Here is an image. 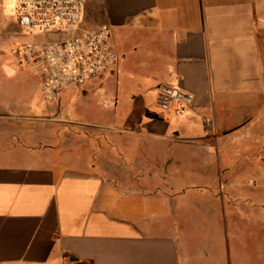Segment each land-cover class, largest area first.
<instances>
[{
  "label": "crops",
  "instance_id": "crops-1",
  "mask_svg": "<svg viewBox=\"0 0 264 264\" xmlns=\"http://www.w3.org/2000/svg\"><path fill=\"white\" fill-rule=\"evenodd\" d=\"M87 2L119 69L0 67V264H264V0Z\"/></svg>",
  "mask_w": 264,
  "mask_h": 264
},
{
  "label": "built area",
  "instance_id": "built-area-1",
  "mask_svg": "<svg viewBox=\"0 0 264 264\" xmlns=\"http://www.w3.org/2000/svg\"><path fill=\"white\" fill-rule=\"evenodd\" d=\"M85 13V0H16L18 25L26 34L42 37L18 48L16 55L40 74L48 102L71 86L102 78L117 65L111 27L85 29ZM52 34L60 37L47 39ZM194 102L193 94L178 86L165 84L158 89L157 108L164 114L184 115Z\"/></svg>",
  "mask_w": 264,
  "mask_h": 264
},
{
  "label": "rangeland",
  "instance_id": "rangeland-1",
  "mask_svg": "<svg viewBox=\"0 0 264 264\" xmlns=\"http://www.w3.org/2000/svg\"><path fill=\"white\" fill-rule=\"evenodd\" d=\"M10 3H12V0H0V67L2 69H6L8 68V66L16 67V61L18 60L16 55L17 49L33 40V38L26 34L25 31L18 25L16 18V0L15 7L12 9H9ZM85 4L86 13L83 27L87 30H95L97 29V26L94 20L90 19L92 5L89 4L87 0H85ZM58 37H60V35L52 34L48 36L47 39L52 40ZM41 38L42 37H38L37 39ZM118 60V66H116V69H119L120 67V59L118 58ZM136 62L137 61H133L132 59H130L126 62L124 67L127 69L134 68ZM23 65L25 66L26 70L29 71L31 69L30 65L26 62L23 63ZM61 115L65 116L64 113ZM24 138L26 141L30 142V138H32V136H24ZM64 143L65 138L63 136H59L58 144L64 145ZM236 244H239V246H241L240 238L237 239Z\"/></svg>",
  "mask_w": 264,
  "mask_h": 264
},
{
  "label": "clouds",
  "instance_id": "clouds-1",
  "mask_svg": "<svg viewBox=\"0 0 264 264\" xmlns=\"http://www.w3.org/2000/svg\"><path fill=\"white\" fill-rule=\"evenodd\" d=\"M14 7H15V0H12V3L9 4V9H12ZM9 74L11 75L12 73Z\"/></svg>",
  "mask_w": 264,
  "mask_h": 264
}]
</instances>
